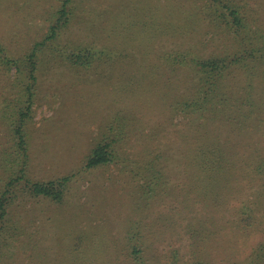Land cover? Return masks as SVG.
Segmentation results:
<instances>
[{"label": "rangeland", "instance_id": "obj_1", "mask_svg": "<svg viewBox=\"0 0 264 264\" xmlns=\"http://www.w3.org/2000/svg\"><path fill=\"white\" fill-rule=\"evenodd\" d=\"M210 1L69 0L65 22L58 20L65 0H0V46L6 57L21 60L20 73L0 61V194L21 169L13 128L27 106L22 61L44 42L22 123L26 177L7 191L0 264H134L133 245L146 264L259 263L260 215L242 221L253 220L244 230L237 223L239 208L257 197L256 185L230 169L219 174L215 189L191 201L198 183L184 168L174 133L183 127L168 120L171 97L165 95L184 94L190 73L174 69L167 56L205 58L235 46L212 18ZM236 1L264 25V0ZM57 25L56 36L45 40ZM77 54L89 55V65L73 63ZM105 137L118 138L116 161L86 169L92 148ZM233 145L227 142L226 150L235 152ZM153 159L162 194L145 205L139 190L144 165ZM64 176L71 179L59 201L32 194L24 183ZM201 217L206 231L197 241L188 226Z\"/></svg>", "mask_w": 264, "mask_h": 264}, {"label": "trees", "instance_id": "obj_2", "mask_svg": "<svg viewBox=\"0 0 264 264\" xmlns=\"http://www.w3.org/2000/svg\"><path fill=\"white\" fill-rule=\"evenodd\" d=\"M65 0L59 13L58 20L65 21L68 15ZM207 7H211L212 18L222 24L225 31L229 32L235 40V46L223 54H211L205 58L188 53L176 52L169 54L166 60L174 69L186 68L189 70L190 79L188 87L182 95H169L168 120L174 128L182 126L183 129L175 130L176 139L183 147L184 168L191 175L195 191L188 196L191 201L197 202L201 193L206 196L208 188L215 189L220 182L219 174L232 169L239 171L240 176L250 177L251 187L256 185L254 193L257 197L243 204L239 208L237 223L241 228L253 225V220L258 215L259 224L264 221V25L259 23V18L249 16L244 5L236 0H214ZM52 28L45 40H52L57 32ZM44 42L36 43L22 62L26 64L25 76L29 80L26 87L24 111L19 113V123L13 128L15 140V160L21 163L19 176H13L5 183L4 190L0 194V232L2 223L6 218L7 191L11 185L26 177L27 167V141L22 123L30 112L32 85L35 81V58L39 47ZM93 57V54H91ZM77 57V60H74ZM89 55L77 54L71 59L73 63L89 65ZM85 59L86 62L81 61ZM0 61L8 68L20 73L19 64L21 60H14L4 55L0 46ZM165 109V108H164ZM163 113V112H162ZM114 130L109 126L108 131ZM181 135H178V133ZM112 134V133H111ZM105 136V135H104ZM105 137L96 144L86 161V169L112 164L117 159L116 142L118 138L108 139ZM175 139V141H176ZM225 139V141H224ZM227 142L234 143L231 149L237 146L233 153L225 148ZM25 158V161L22 159ZM9 160L5 159L7 164ZM156 159L146 162L144 165L145 182L139 190L140 198L147 205L150 200L161 198L160 189L162 175L156 169ZM241 164V165H240ZM148 165L146 168L145 166ZM70 176H64L48 182H30L24 180L32 194L44 196L55 201L63 198L65 188L70 181ZM202 187V188H201ZM201 188V189H200ZM213 192V191H212ZM218 195L213 202H216ZM253 219L251 222L241 225L245 219ZM256 221V220H255ZM205 220L201 218L192 219L189 231L201 240L206 230L202 229ZM238 226V227H239ZM241 230H244V229ZM133 247L134 264H146L142 251L137 246ZM259 263L264 264V255H257Z\"/></svg>", "mask_w": 264, "mask_h": 264}]
</instances>
